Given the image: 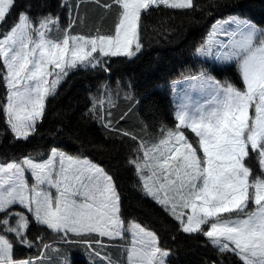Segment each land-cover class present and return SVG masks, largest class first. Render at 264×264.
<instances>
[{
  "label": "snow or ice",
  "instance_id": "snow-or-ice-1",
  "mask_svg": "<svg viewBox=\"0 0 264 264\" xmlns=\"http://www.w3.org/2000/svg\"><path fill=\"white\" fill-rule=\"evenodd\" d=\"M92 2L115 12L113 29L76 33L84 0H56L55 8L67 17L63 26L60 13L34 11L47 9L46 4L0 0V85L5 90L0 135L26 149L19 158H0V264H75L73 248L87 255V264H122L107 249L126 234L131 235L127 264H167L169 251L154 231L139 223L126 227L112 174L64 150L58 142L62 128H53L52 139L43 145L37 137L46 100L55 97L71 70H99L110 78L111 58H139L142 16L162 10L211 14L219 5L216 0ZM194 55L214 60L223 70L234 67L243 87L200 69L191 79L209 91L211 106L181 103L173 114L176 123L158 129L161 136L166 133L158 144L149 147L143 137L112 123L108 105L115 104L118 93L110 84L101 83L88 114L133 141L126 163L143 182L144 195L170 216L177 231L206 238L224 259L264 264V29L235 16L216 20ZM187 130L198 139L190 140ZM158 175L164 182L149 183ZM20 247L35 255L19 256Z\"/></svg>",
  "mask_w": 264,
  "mask_h": 264
},
{
  "label": "trees",
  "instance_id": "trees-1",
  "mask_svg": "<svg viewBox=\"0 0 264 264\" xmlns=\"http://www.w3.org/2000/svg\"><path fill=\"white\" fill-rule=\"evenodd\" d=\"M28 2L46 4L47 9L37 8L34 11L37 14L46 10L58 12L61 26L66 23L67 17L55 8L56 0ZM216 2L219 6L212 9L211 14L205 11L186 15L181 11L162 10L148 17L142 16L144 47L139 58H111L110 78L99 70L71 71L55 97L47 100L46 119L37 137V142L43 145L52 139L49 133L53 128H62L64 135L59 137L58 142L62 143L64 150L71 155L89 157L112 174L119 185L121 210L127 223L137 222L157 234L160 246L170 253L167 264H221V261L239 264V261L234 256L226 259L218 256L202 236L177 231L170 216L144 195L137 172L126 163L133 141L117 135L114 130L90 117V98L98 95L97 89L101 83L110 84L118 93L115 104L108 105L111 107L112 123L152 143L163 137L158 130L162 125L171 127L176 123L169 92L172 82L184 76L197 75L200 69H207L217 79L243 87L234 67L220 69L197 58L194 51L207 37L215 21L229 15L249 17L264 29V0ZM200 3L207 4L208 0H200ZM80 17L81 22L75 27L78 34L97 28L107 32L113 29L117 19L115 12H106L92 0H84ZM4 95V87L0 85V100ZM108 99L105 97L106 102ZM3 128L4 121L0 117V129ZM25 150L22 145L10 144L7 134L0 135V158H19ZM17 252L21 257L35 255L34 250L24 247ZM74 260L75 264H86L78 258Z\"/></svg>",
  "mask_w": 264,
  "mask_h": 264
},
{
  "label": "rangeland",
  "instance_id": "rangeland-1",
  "mask_svg": "<svg viewBox=\"0 0 264 264\" xmlns=\"http://www.w3.org/2000/svg\"><path fill=\"white\" fill-rule=\"evenodd\" d=\"M230 16H235V17H239L240 19L250 21L252 24L256 25L258 28L263 29L262 27L258 26L255 23V21H253L249 17H243V16L238 15V14L229 15V16H227L225 18H222V19H219V20L227 19ZM218 38H222V37H218ZM199 59H201L203 61H207L208 63L217 66V62H215L214 60H209L208 58H204V57H201ZM71 71H73V70H71ZM71 71L69 72V74L71 73ZM66 78L62 79L61 83L59 85H57L56 92L59 90L60 86L63 84V82L65 81ZM194 83L197 84L196 87H192V85ZM170 93H171V98H172V101H173V106L175 108V111L178 110V106L181 103H190L193 108H195V107H197L199 105H204L205 107H210L211 106V96L209 95V91L206 88L200 87L199 83L198 82H194L191 79V77L177 79L176 81L172 82L171 83V88H170ZM47 100H46V102H47ZM252 115H253V109H250V117ZM186 136H188L190 140L198 139V138L194 137V134H192L190 132V130L186 131ZM163 138H166V134L162 138H158V139H156V141H154L152 143H157L158 144L160 139H163ZM152 143H148L149 147L152 145ZM193 146L195 147L196 145L194 144ZM199 154H202V150L198 149V155ZM152 155L153 156H158L159 153L154 150ZM79 157L91 160L89 157H86V156H81L80 155ZM91 161L94 162L93 160H91ZM140 162L143 165L144 160L141 159ZM163 162H164L163 159L159 160V163H163ZM94 163H96V162H94ZM97 165H99V164H97ZM150 165H151V162H150ZM252 166H253L254 170H257L256 166H255V163H253ZM100 167H102V166H100ZM143 171L146 172V173L148 172L147 169H143ZM148 174H150V173H148ZM174 178L175 177H173V179ZM153 182H155V184L158 186L160 183L164 182V180H163V177L158 175L157 177L153 178V180L149 181V183H153ZM142 183L143 182L141 181V184ZM164 194H165V191L161 190V195L163 196ZM168 194L171 195V193H168ZM134 223H137V222H129V223L126 224V227L128 226V224H134ZM130 247H131V235L130 234H126L125 238L123 240L117 239V240L112 241L111 242V247H109L107 249V251L110 253L111 257L114 260H117L118 262H122V264H127V254H128L127 253V249H129ZM72 252L74 254V257H73L74 259L78 258L79 260L85 261L86 264H87V259H88L87 255L81 249L73 248ZM169 256H170V253H169ZM169 256L166 258L167 261H168ZM223 264H227V263H223Z\"/></svg>",
  "mask_w": 264,
  "mask_h": 264
},
{
  "label": "crops",
  "instance_id": "crops-1",
  "mask_svg": "<svg viewBox=\"0 0 264 264\" xmlns=\"http://www.w3.org/2000/svg\"><path fill=\"white\" fill-rule=\"evenodd\" d=\"M210 30H211V29H210ZM210 30H209V31H210ZM185 78H187V77H185ZM174 112H175V108H174Z\"/></svg>",
  "mask_w": 264,
  "mask_h": 264
}]
</instances>
